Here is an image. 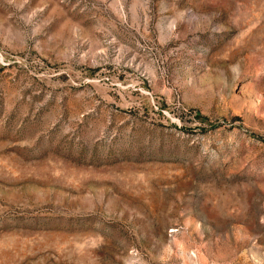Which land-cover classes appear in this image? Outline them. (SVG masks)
I'll return each mask as SVG.
<instances>
[{
  "label": "rangeland",
  "instance_id": "1",
  "mask_svg": "<svg viewBox=\"0 0 264 264\" xmlns=\"http://www.w3.org/2000/svg\"><path fill=\"white\" fill-rule=\"evenodd\" d=\"M0 264H264V0H0Z\"/></svg>",
  "mask_w": 264,
  "mask_h": 264
}]
</instances>
